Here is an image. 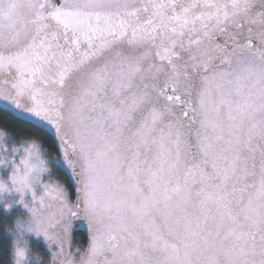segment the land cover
Returning a JSON list of instances; mask_svg holds the SVG:
<instances>
[{"label":"snow or ice","instance_id":"obj_1","mask_svg":"<svg viewBox=\"0 0 264 264\" xmlns=\"http://www.w3.org/2000/svg\"><path fill=\"white\" fill-rule=\"evenodd\" d=\"M0 101L54 132L0 138L52 264H264V0H0Z\"/></svg>","mask_w":264,"mask_h":264},{"label":"rangeland","instance_id":"obj_2","mask_svg":"<svg viewBox=\"0 0 264 264\" xmlns=\"http://www.w3.org/2000/svg\"><path fill=\"white\" fill-rule=\"evenodd\" d=\"M0 106L15 112L21 118H23L27 121L33 122V123L38 125L35 118H28V117L18 113L17 110L12 108L9 104H6L5 102L0 101ZM41 127L45 128L48 132L53 133L50 128H47L44 126H41ZM0 130H2V129H0ZM4 140L9 145V151L11 150L12 145L19 144L22 141H24V140H20L19 142H16L13 140V138L9 134L4 137ZM36 140H38V139H36ZM40 142L42 144L43 149L45 150L46 154L49 157H56L52 153V151H50L49 145L43 143L42 141H40ZM12 170H13V165L11 162L4 164V165H0V179H3L6 182H8L9 188H12L11 181L9 179V177L12 173ZM67 171H68V169H67ZM67 174L71 175V173L69 171ZM61 175H62L61 169L56 168L55 167V161L51 160V158H50V172L44 174L43 180L45 182L49 181L50 179L51 180H58L60 183L66 185L68 190H69V194H70L71 199L73 200V202H75L73 196L71 195V184L73 182V178L71 177V184H70V179H68L67 183H66L62 179ZM38 191H39V189H38ZM21 195H23V200H21ZM5 197H6V199L0 200V207H2V209L6 213L7 212L8 213L11 212V214L13 212L15 213V215L11 217V219H13L12 227L15 226V223H16V220L18 217L27 218L31 215L28 207H26L25 203H24V201L31 202L32 193L30 191L26 192L24 194H21V193L13 190L12 192L5 193ZM9 201H11L12 204H11V207L6 210L5 209V203H7ZM71 225H72V223H71ZM70 232H71V230H70ZM9 233H10V237L12 239V261H13V264H17L16 253H15V236H14V233L12 231L10 232V230H9ZM24 239L28 243L30 253L35 254L31 258L26 259L24 264H52L53 254L56 250H58L59 245L54 244V243L50 244L47 237L43 233L37 234L34 231H32V232L25 231L24 232ZM89 239H90V235H89ZM89 239L83 245L81 244L82 242L80 243V241H77V240H73L71 242L72 247H73V251L75 252V257L77 260H79V258L81 257V255L85 251L87 244L89 242ZM77 247H80L79 251H76Z\"/></svg>","mask_w":264,"mask_h":264},{"label":"trees","instance_id":"obj_3","mask_svg":"<svg viewBox=\"0 0 264 264\" xmlns=\"http://www.w3.org/2000/svg\"><path fill=\"white\" fill-rule=\"evenodd\" d=\"M0 129L5 130L16 142H19L20 140L38 139L43 143L49 145L50 151H52L55 156L59 154L55 138L50 132L33 122L21 118L15 112L1 106ZM61 172L62 179L67 183V180L70 179L67 174V169H61ZM74 186H76V188ZM76 192L77 185L75 180L73 179V182L71 184V195L73 196L74 201ZM14 215V212L12 214L11 212L6 213L2 209V207H0V264H13L12 239L10 237L9 228L13 225V219H11V217ZM81 242L82 244H85L87 240L85 239Z\"/></svg>","mask_w":264,"mask_h":264},{"label":"clouds","instance_id":"obj_4","mask_svg":"<svg viewBox=\"0 0 264 264\" xmlns=\"http://www.w3.org/2000/svg\"><path fill=\"white\" fill-rule=\"evenodd\" d=\"M2 137H3V131L0 130V138H2ZM13 190L17 191L13 188H9V186H7L3 181H0V200L6 199L5 193L12 192ZM21 200H22V195H21ZM11 204H12L11 201L5 203V209L6 210L9 209L11 207ZM25 206H26V204H25ZM28 209H29V212L31 213L29 207H28ZM9 230L12 231L14 233V236H15V253H17V250L20 248H23V250H24L25 255H24L23 260H22V264H24L26 259H29L33 255H35V254L30 253L28 243L24 239V232L25 231L36 232L35 231V224H34V217H33L32 213L27 218L18 217L16 220V223H15V226L10 227ZM77 264H79V262H77Z\"/></svg>","mask_w":264,"mask_h":264},{"label":"flooded vegetation","instance_id":"obj_5","mask_svg":"<svg viewBox=\"0 0 264 264\" xmlns=\"http://www.w3.org/2000/svg\"><path fill=\"white\" fill-rule=\"evenodd\" d=\"M53 132V131H52ZM51 133V132H50ZM53 135V137L55 138L54 136V132L51 133ZM56 142V140H55ZM57 146V144H56ZM58 148V147H57ZM59 151V150H58ZM59 153V152H58ZM68 173V171H67ZM69 178L71 180V175H69ZM71 182V181H70ZM76 188V186H74ZM70 235H71V242L73 240H77V241H83V240H88L89 239V235H90V230L88 228V224H87V221L81 216V217H77V218H74L72 220V225H71V232H70ZM82 244V243H81ZM83 245V244H82Z\"/></svg>","mask_w":264,"mask_h":264}]
</instances>
